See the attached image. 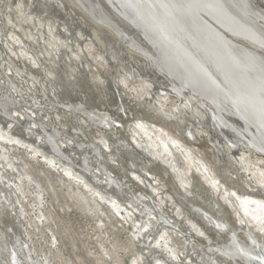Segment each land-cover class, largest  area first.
Returning <instances> with one entry per match:
<instances>
[{"label": "rangeland", "instance_id": "obj_1", "mask_svg": "<svg viewBox=\"0 0 264 264\" xmlns=\"http://www.w3.org/2000/svg\"><path fill=\"white\" fill-rule=\"evenodd\" d=\"M102 11L121 38L133 37L143 45L113 13ZM121 38L75 0H0L1 234L12 240L15 231L23 253L28 248L35 264H236L192 249L227 240L204 226L195 208L220 217L243 241L249 232L264 244V233L240 210L249 228H238L235 202L223 194L225 187L264 202V156L247 153L245 166H239L229 152H215L216 141H208L200 126L199 108L206 102L188 94L183 98L191 96L197 103L183 106L168 94L159 100L150 81L160 78V71L155 73L149 59ZM93 112L97 119L106 115L111 126L99 127L89 117ZM171 140L210 164L209 177L221 180L220 190L209 187L194 154L187 159ZM49 143L56 157L47 153ZM80 157L88 166L78 162ZM78 163L89 174L78 171ZM108 177L114 186L95 182ZM133 198H145L151 214L163 220L147 223L150 217L144 220L138 213L144 206ZM178 213L186 214L205 237L185 234L188 224L180 223ZM4 223L11 229L5 230ZM145 225L152 230L151 242L141 248Z\"/></svg>", "mask_w": 264, "mask_h": 264}, {"label": "water", "instance_id": "obj_2", "mask_svg": "<svg viewBox=\"0 0 264 264\" xmlns=\"http://www.w3.org/2000/svg\"><path fill=\"white\" fill-rule=\"evenodd\" d=\"M75 1L121 38L102 8L113 13L145 44L121 39L172 81L166 90L207 102L212 129L264 156V8L251 0Z\"/></svg>", "mask_w": 264, "mask_h": 264}, {"label": "bare ground", "instance_id": "obj_3", "mask_svg": "<svg viewBox=\"0 0 264 264\" xmlns=\"http://www.w3.org/2000/svg\"><path fill=\"white\" fill-rule=\"evenodd\" d=\"M251 1L254 4L259 5L261 8H264V4L255 3L253 0H251ZM252 48L255 49V50H258V51L260 50L258 48L253 47V46H252ZM262 52H264V51H262ZM149 65L151 66L152 70L156 73L155 68H153V65H152L151 62L149 63ZM157 72H159V71H157ZM160 73H161V75L163 77H161V75H159L160 78L159 77H155V78H157V80H156L154 78V76H152L151 81L149 80L150 83H151V87H152L151 92L154 95L156 94L155 96L158 97L159 100L165 99V97H167V94H168V95H174L177 98H179L180 101H181V104L183 106L184 105H188L189 101L193 102L194 104L197 103V101H195V99L191 98V96H194L191 93L188 94V95H191V96H189V98H187V97L183 98L184 94L183 95H179L177 92H172V90L168 91L166 89H165V92L163 94H161V90H163V88L170 87L171 85H169V84L172 83V81L165 74H163L161 71H160ZM155 81L161 82L162 85L164 84L166 86H164V87L161 86L162 87L161 88L160 86L156 85ZM194 97H196V96H194ZM263 104H264V102H263ZM206 105L207 106L205 108H203V107H202V109L199 108V118L202 119V123L200 124V126H201V129L203 130L204 134H207V136H209V140L208 141H210L211 143H214L216 141V144L212 145L214 150H215V152H218V153L222 152L225 156H228L229 153H230L231 156H232L233 161L236 164H238L239 166H241V165L245 166L246 159H247V157H249V155L247 153H250V154L252 152L255 153V154H258V153H256L253 149H251L244 141L239 140L237 143H233V145L229 144L228 141H225L223 139L224 135L218 134L214 129H212L210 127V122H209L210 121L209 120V118H210V113H209L210 105L207 102H206ZM4 109L5 108H3V110ZM89 114H90L89 117L92 119V121L95 120L96 123L99 125V127L101 126L102 128H105V127H110L111 126V124H109L110 123L109 122V118L106 115L105 116L104 115L100 116L99 119H97V116H95L94 112L93 113H89ZM2 115H3V113H2ZM5 115H7V114H5ZM225 116L227 117V115H225ZM227 118H228L229 121H231V119L229 117H227ZM14 120L12 119V122H14ZM195 123H198V122L195 121ZM141 126H143V128H144V126H146V125L142 124ZM42 130L43 129H41V131L40 130L39 131L43 133ZM16 131H14V132H16ZM199 131H201V130H199ZM155 132H156V130L153 129L152 133H155ZM47 133H48V131H47ZM49 133H50V131H49ZM54 134H56V133L54 132ZM156 134H157V136H159L158 134H160V131H158V133L156 132ZM185 134H186V137L189 138V140L193 141V139L195 138V137L193 138V136H194L193 133L188 131V130L185 131ZM55 136H57V135H55ZM47 139H49V138H47ZM48 141H50V139ZM32 143H34V142H32ZM171 143L177 150L182 151V154L187 159L190 156V153L194 154L195 162H196V165H197V167L199 169L200 174L202 175V177H206V178L209 179V187L212 188L213 191L214 190L215 191L220 190L221 187H220L219 183H221L220 182L221 180L220 181H216V180H214V179L209 177L210 173H212V169H211L210 164H208L207 162L203 161V159L201 157L196 155L194 150H192L190 148H187V146H185L183 143H180L179 141H174V140H171ZM52 144H53V142H52ZM49 145H50L49 148L46 147L47 148L46 150H48L47 153H51L52 155H55V157H56L57 150H54L55 148H52L51 143H49ZM78 145H80V144L78 143ZM166 146H167V144H164V147H166ZM74 147H76V146H74ZM106 148H108V147H106ZM56 149H57V147H56ZM224 150L227 153H225ZM59 152H61L60 149L58 150V153ZM60 154H62V153H60ZM96 155H98V154H96ZM86 158L84 160H86ZM82 159L83 158L80 157L78 159V162L80 161V163H81V161H83ZM63 160L65 162H68L69 165L73 166L69 162L71 160H69V161H67L65 159H63ZM217 160H219V159H217ZM80 163H78L79 165H77L75 168L78 171L79 170L82 171L84 175H85L86 172L89 174L90 170L87 167L84 166L86 164L82 162L81 164H84V165H81ZM86 166H88V165H86ZM101 170L103 172L104 168L102 167ZM88 174H87V178L90 177V176H88ZM105 175L107 176V173L104 172L103 176H105ZM93 180L95 181V179H93ZM113 180L114 179L112 177H108L106 179L103 178V181L96 180L95 182L96 183H101V186H103V188H107V187H105V186H107V184H110L111 186L115 185V183H114L115 180L114 181ZM243 182H245V181H243ZM113 190H114V187H111L110 188V192L114 193L115 191H113ZM223 194H224L225 197H227V200L230 198V200H233L235 202V206H233V207L236 209L237 214L239 215V225H240V227H238V228L240 230L243 229V228H249V226H247V224L245 222L244 217L240 213V211H242L243 212L242 214H244V216H246V217H249L251 222L255 223V226L258 227L259 230L264 233V202H262V201L261 202L260 201L259 202L258 201H254V200L249 199V198H247V199L246 198H242L241 194H236V193H232L231 194L229 192V190L227 188H225V187H224ZM132 201L138 202V203H140L141 205L144 206L143 211L142 212L138 211V213L142 214V216H140V217L142 219H144V220H145V218L147 220V216L150 217V219H148L147 223H151V225L154 224V222L151 221V218L155 219V225H157L158 221L160 222L161 220H163V219H161V217H158L159 214H157V215L154 214V213H153V215L151 214L152 211L150 210L149 206L147 207L148 202L146 201L145 198H142V201H139L138 199L133 198ZM195 211H196L195 212L196 215L201 218L200 220L204 224V226L207 225L206 227H211L212 229L218 231L220 234L225 235L227 237V240L224 243H222V244H217L215 242H211L207 246H202L200 244L199 245H192L191 244L192 245L191 246L192 249H195L196 251H199V252L202 251L201 254H204L203 256H209L208 258H210V256H214V255H221V257H223L225 260L233 261L236 264H264V244H262L261 242H258L257 239H255L254 236L250 235L249 232H245V237L247 238V242L245 240L243 241V239L238 237V235H237L238 232L235 231V230H231L230 227H228V225L224 224V222H222L220 220V217L218 219V216L216 217L213 214H211L209 211L207 212L204 209L202 210V209L195 208ZM161 212L164 214L163 210H161ZM178 215H181V217H178V219L180 220V223H182L181 221L184 219L186 221L185 223L188 224L187 225L188 226V230H186L184 232L185 234L186 233L188 234V232H192L193 236L195 235L197 238H204L205 237V231H203L200 227H197L195 225V223H193L192 221H189V219L187 218L186 214H185L186 218H185V215L183 213H180V214L178 213ZM174 224H175V222H174ZM10 226L11 225L9 223H8V225H6L4 223V229L5 230H8V229L10 230L11 229ZM177 226H178V224H177ZM147 227H148L147 225L143 226V228H144L143 232H146V233H144L143 240L139 243V246L141 248L148 247L150 242H151L148 237L152 236V234H151L152 230L150 229V231H148ZM181 229H183V228H181ZM8 232L6 231V233H8ZM14 232L12 233V235H14L12 237L13 239L9 240L8 237L5 238V236L3 234H1V231H0V249L2 250V255H3L0 258V264H35L32 256L30 255L31 253L29 254L30 250L28 251V248H27L26 253L25 252L23 253V246H22L23 243H19L18 236L15 235ZM148 232H149V236H148ZM189 235L190 234H188V236ZM181 237H183V236H181ZM187 241H188L187 243L191 242V238L187 239Z\"/></svg>", "mask_w": 264, "mask_h": 264}]
</instances>
